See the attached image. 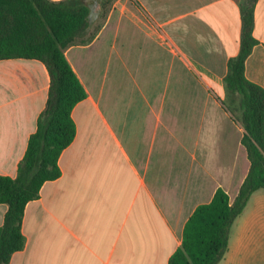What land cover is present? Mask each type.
<instances>
[{
  "label": "crops",
  "instance_id": "1",
  "mask_svg": "<svg viewBox=\"0 0 264 264\" xmlns=\"http://www.w3.org/2000/svg\"><path fill=\"white\" fill-rule=\"evenodd\" d=\"M240 4L115 0L95 39L65 51L87 98L72 110L76 136L58 159L60 177L25 207L24 247L9 264H169L198 206L219 188L235 200L250 162L240 111L232 114L222 101L228 62L240 52ZM112 23L115 33L136 27L166 48L180 86L176 96L188 87L205 102L109 104L104 82L96 90L71 52L91 49ZM253 36L257 45L244 73L264 89V0L254 9ZM49 85L40 61H0V175L16 177ZM7 209L0 204V228ZM219 264H264V190L235 220Z\"/></svg>",
  "mask_w": 264,
  "mask_h": 264
},
{
  "label": "trees",
  "instance_id": "2",
  "mask_svg": "<svg viewBox=\"0 0 264 264\" xmlns=\"http://www.w3.org/2000/svg\"><path fill=\"white\" fill-rule=\"evenodd\" d=\"M257 1L241 0L240 52L229 60L223 80L226 96L239 99L249 173L232 203L219 188L210 203L195 209L184 226L182 245L169 264H219L235 220L250 196L264 190V89L247 80L244 73L245 62L257 45L253 36ZM94 2L97 0H0V61H40L50 78L46 107L28 140L16 177L0 175V204L8 208L0 228V264H9L12 255L23 249L25 207L39 198L45 183L60 177L58 159L76 136L72 110L87 93L65 51L83 45Z\"/></svg>",
  "mask_w": 264,
  "mask_h": 264
},
{
  "label": "rangeland",
  "instance_id": "3",
  "mask_svg": "<svg viewBox=\"0 0 264 264\" xmlns=\"http://www.w3.org/2000/svg\"><path fill=\"white\" fill-rule=\"evenodd\" d=\"M114 2L115 0L94 2L85 41L83 45L75 44V47L88 46L95 39ZM115 29L116 24L112 23L104 39L91 49L81 48L71 52V56L80 64L83 74L91 80L96 90L104 82L110 94L109 104L199 105L205 102L204 96L194 93L191 95L193 90L187 89L188 87L184 89L188 93L176 96L180 86H176L172 55L166 48L160 47L156 42H149L136 27L129 30L123 25L117 33ZM222 102L232 114H238L239 99L236 95L226 96Z\"/></svg>",
  "mask_w": 264,
  "mask_h": 264
}]
</instances>
